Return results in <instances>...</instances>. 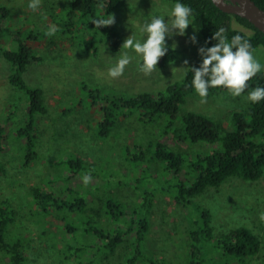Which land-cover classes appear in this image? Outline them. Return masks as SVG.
Segmentation results:
<instances>
[{
	"label": "rangeland",
	"instance_id": "rangeland-1",
	"mask_svg": "<svg viewBox=\"0 0 264 264\" xmlns=\"http://www.w3.org/2000/svg\"><path fill=\"white\" fill-rule=\"evenodd\" d=\"M173 3L169 0L120 1L112 15L115 30L121 37V44L131 32L136 38H142L140 24L149 14L166 16ZM70 5L71 0H40L34 10L29 7V0H0V9L5 7L8 10L7 13L0 11V48L17 49L18 43L13 37L15 33H19L21 41L43 57L40 63L28 65L22 75L26 86L44 91L46 105V113L37 117L34 131L38 140L39 155L36 160L26 164L16 133L28 115L29 96L26 91L11 84L10 77L14 70L0 53V128L3 129L0 138V163L3 165V170L0 171V203L8 200L10 205L18 210V220L30 228V240L26 249L29 264H80L84 259L69 258L68 253L63 251L62 248L68 240L62 239L53 216L44 220L45 230L32 218L31 222L24 220L26 218L22 209L27 206L28 189L37 184L46 191H55L60 196L65 187L83 193L96 186L99 189V197L120 195L127 201L135 198L142 201V190L151 191L153 201L149 216L150 232L145 244L153 261L159 259L163 264H189L192 247L203 248L202 239L198 236L199 240L195 241L192 233L198 231L197 217L204 208L211 213L215 236L239 226L251 229L260 239L263 248L252 264L261 263L264 260V219L260 217L264 212V177L258 181L231 178L218 190L208 188L194 198L190 206H186L187 209L177 207L170 196L180 183H188L192 175L185 168L179 172L172 169L168 171L166 162L155 159V141H168V137L159 135L163 124L155 121L145 124V121L136 115L127 116L121 120V127L114 131L115 136L107 139V143L93 136L92 117L96 113L94 107L89 106L91 100L86 94L88 90L103 89L104 94L108 96L128 95L161 91L180 81L189 65L200 59L197 47L204 42L198 32L199 25L190 24L184 36L174 35L170 39L166 37L169 48L178 52L176 59L144 73L138 70L137 58L132 50L120 47L118 50H111V42L107 41L105 31L97 27V30L94 27L87 29L86 24L82 22L74 24L72 32L63 31V19L69 13ZM165 19L167 20V17ZM50 25L56 28V32L51 36L46 34ZM193 32H196L198 38L196 45L188 40V35ZM122 51H128L133 59L124 67L121 75L112 77L108 69ZM253 55L264 64V47H257ZM185 59L188 60V65L183 63ZM83 86L88 88L86 92ZM248 91L239 96H234L229 91L214 92L206 97H201L198 93L191 94L186 98L183 111L203 114L220 120L229 127L232 126L233 113L242 111L250 104ZM167 121L166 119L164 124H167ZM173 127L175 125L172 124L171 128ZM121 138L125 144L121 142ZM133 140L141 141L145 145L143 154H139V159L135 162L127 158L125 148L128 147V154L133 155L136 151L131 145ZM21 141L23 142L22 139ZM177 145L184 150L194 148L183 143ZM212 148L207 146L206 150ZM70 153L81 157L86 163H98L97 171L102 166L110 171L111 176L107 179L108 175L103 174L100 186L98 177H91L85 184L83 175L62 182L60 179L68 176V170L61 167L58 169L55 165L61 160H66ZM138 178L141 183L145 180L150 182L139 186L136 193L140 183L136 182ZM88 200L93 201L94 198L89 195ZM129 220L130 218L127 222ZM120 225L125 227L124 222ZM212 244L213 241H209L206 248L209 255L217 254L213 251ZM204 250L203 248V254ZM129 252L131 249L128 248L127 254ZM63 253L68 259L61 263L59 260ZM124 253L126 252L119 248L107 263H122ZM87 254L85 258H90Z\"/></svg>",
	"mask_w": 264,
	"mask_h": 264
},
{
	"label": "trees",
	"instance_id": "trees-1",
	"mask_svg": "<svg viewBox=\"0 0 264 264\" xmlns=\"http://www.w3.org/2000/svg\"><path fill=\"white\" fill-rule=\"evenodd\" d=\"M120 1L122 0H71L69 13L63 19V31L72 32L74 24L78 22L85 23L87 29L94 27L97 30L98 27L95 28L96 25L92 20L102 16L111 17ZM169 1L174 2V0ZM252 1L264 10V0ZM182 2L192 9L191 21L199 25L198 32L203 42L215 29L223 27L229 40L235 34L247 39L252 52L259 46L264 47V34L245 18L221 11L212 0H182ZM0 11L8 12L5 7ZM98 29L105 31L107 41L111 42V50H118L121 46V37L115 30L114 24L101 26ZM13 40L18 43L17 49L0 48V53L14 70L10 77L11 84L26 91L29 96L28 115L23 126L16 133L25 155V162L28 164L36 160L39 155L38 140L34 131L37 117L46 113V105L44 91L26 86L22 75L28 65L40 63L43 57L21 41L19 33L14 34ZM177 55L175 49L169 48V51L159 58L156 66L162 67L174 61ZM198 62L199 60H196L190 65L198 66ZM191 80L192 72L188 67L183 79L157 92L108 96L104 94L103 89L88 90L83 86L85 92L86 89L88 90L86 94L91 100L89 106L94 107L96 113L92 117L93 126H96L93 127V136L98 140L107 143V139L115 136L114 131L121 127L120 122H123L121 120L127 116L136 115L143 119L145 124L151 121L163 124L159 135L168 137V141L163 143L156 140L153 154L157 161L166 162L168 171L172 169L174 172H179L185 168L191 173L192 179L188 180V183H180L174 194L170 196L177 207L183 208L190 206L194 198L203 194L208 188L218 190L231 178L258 181L264 177V99L256 103L250 102L247 108L234 112L232 126L228 127L220 120L193 111H183L186 98L197 93L191 86ZM247 84L249 87L244 91L258 85L264 86V71L258 72ZM220 91L228 90L223 86L210 87L208 94ZM86 103L89 104L87 101ZM166 119L167 124H164ZM172 124L175 127L171 128ZM2 130L0 128V138ZM121 139L123 142V138ZM180 143L192 145L194 148L181 149L177 145ZM131 145L136 151L133 155L130 152L128 154V147H125L126 156L131 162H135L143 154L145 145L137 140H133ZM207 146L213 148L207 151ZM55 166H58V169L61 167L68 170V176L61 177L62 182L73 180L79 175L90 174L91 177L99 178L100 186L104 175H108L107 179L111 176L108 169L101 166L97 171L98 163H86L73 153ZM2 167L0 163V171L3 170ZM136 182H140L136 189L138 193L139 186L150 181L145 180L141 183V179L138 178ZM98 190L94 186L91 191L79 193L77 190L65 187L60 196L55 191H46L38 184L33 185L28 189L27 206L22 209L26 218L24 220L31 222L32 218L42 230H45L44 220L48 216H53L61 231L62 239L68 240L62 248L63 251L68 253L69 258L83 257L80 264H109L108 259L119 248L126 253L122 263L118 264H163L159 259L153 261L145 244L150 232L152 192L147 189L142 190L140 195L142 201H138L139 198L127 201L120 195L99 197ZM89 195L94 198L93 201H87ZM18 214V210L13 208L8 200L0 203V263L29 264L26 249L30 240L28 233L30 228L18 220ZM128 218L130 220L127 222ZM123 222L125 227L120 225ZM196 223L199 227L196 233H192L193 239L197 241L199 236L205 250L203 254V248L192 247L189 264H252V261L263 251L258 236L246 227H234L226 233L215 236L209 210L201 209ZM209 241H213V251L215 250L217 254L209 255L206 250ZM128 248L131 252L127 254ZM86 254L90 258H85ZM60 256L61 263L67 261L66 254ZM256 264H264V260Z\"/></svg>",
	"mask_w": 264,
	"mask_h": 264
},
{
	"label": "clouds",
	"instance_id": "clouds-1",
	"mask_svg": "<svg viewBox=\"0 0 264 264\" xmlns=\"http://www.w3.org/2000/svg\"><path fill=\"white\" fill-rule=\"evenodd\" d=\"M39 2L40 0H29V7L35 10ZM224 2L228 3L229 0ZM191 16L192 9L187 4L182 0H174L166 16L149 14L140 24L142 38H136L131 32L120 48L132 50L137 58L138 70L149 73L156 67L159 58L169 51L166 37L170 39L174 35H186V29L192 24ZM92 22L98 28L109 26L114 23V17L102 16L94 18ZM55 32L56 28L50 25L46 34L51 36ZM188 40L194 45L198 44L196 32L188 35ZM197 54L200 58L198 66L193 64L189 67L192 72L191 86L201 97L207 96L210 87L217 86H223L232 95L239 96L246 87H249L247 82L264 69V64L254 57L249 41L240 34L231 36L229 40L223 27L215 29L205 38L203 44H199ZM132 59L128 51L120 52L116 62L108 69L109 75L112 77L121 75L124 67ZM183 63L188 65V60L185 59ZM247 98L253 103L264 99V86L251 88L247 92ZM82 179L87 184L91 180V175L85 174ZM260 217L264 219V212Z\"/></svg>",
	"mask_w": 264,
	"mask_h": 264
},
{
	"label": "water",
	"instance_id": "water-1",
	"mask_svg": "<svg viewBox=\"0 0 264 264\" xmlns=\"http://www.w3.org/2000/svg\"><path fill=\"white\" fill-rule=\"evenodd\" d=\"M214 5L221 11L238 15L248 20L255 28L264 34V10L257 6L252 0H212Z\"/></svg>",
	"mask_w": 264,
	"mask_h": 264
}]
</instances>
